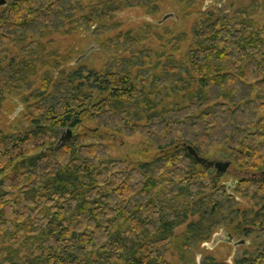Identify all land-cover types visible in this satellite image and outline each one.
I'll return each instance as SVG.
<instances>
[{
  "label": "trees",
  "instance_id": "16d2710c",
  "mask_svg": "<svg viewBox=\"0 0 264 264\" xmlns=\"http://www.w3.org/2000/svg\"><path fill=\"white\" fill-rule=\"evenodd\" d=\"M87 1L7 3L0 50L15 38L60 32L84 14ZM158 1L126 0L124 6ZM121 8L81 21L92 27ZM109 31L96 29L95 36ZM194 38L183 60L158 57L154 67L152 51L136 50L140 38L127 39L120 49L130 57L114 58L89 80V92L76 84L75 73L65 72L33 90L28 78L35 58L0 66V106L6 93H29L27 121L34 128L26 136L0 131V237L20 230L24 242L39 248L38 256L24 258L2 250L8 257L0 264H168L175 229L205 207L233 212L235 194L252 196L257 209L242 214L245 236H264V29L252 21L210 20ZM48 65L60 67L55 60ZM171 95L183 101L168 104ZM82 126L94 128L75 133ZM102 131L140 135L145 150L158 156L136 166L115 160ZM185 146L203 158L223 147L232 166L226 174L202 167ZM233 165L243 177L225 184ZM259 251L238 264H264V248Z\"/></svg>",
  "mask_w": 264,
  "mask_h": 264
},
{
  "label": "rangeland",
  "instance_id": "374dc122",
  "mask_svg": "<svg viewBox=\"0 0 264 264\" xmlns=\"http://www.w3.org/2000/svg\"><path fill=\"white\" fill-rule=\"evenodd\" d=\"M126 0H90L83 4L84 14L77 15L74 20L58 33L43 39L33 36L15 38L0 50V66L7 67L13 62L19 64L23 60L35 58L38 60L35 74L28 78L32 89L42 87L43 79L49 77L54 84L62 72L77 75V85H84V91L89 92L93 77L116 57L129 58L130 52L120 49L127 39L139 37L141 42L136 47L138 52L149 50L155 56L152 67L160 57L164 62L174 56L180 62L195 46L194 31L207 21L240 20L256 22L264 29V0H159L150 7L126 8ZM12 5L14 0H7ZM111 6L122 8L103 23H95L87 27L82 23L83 17H89L94 11H103ZM5 11L0 8V14ZM107 27L110 31L103 37L95 36L96 29ZM91 51L79 64L78 60ZM51 60L57 61L60 67L55 70L48 65ZM157 73L159 70L156 71ZM196 88V86H194ZM29 93L17 90L5 94V100L0 106V131L6 135L20 134L26 136L34 128L28 124ZM183 96L171 95L167 103H181ZM187 103V102H186ZM93 126H82L75 133L84 134ZM103 136L112 148V158L127 160L133 165L153 162L158 153L146 151L140 135L126 136L109 131H102ZM65 137V136H64ZM33 151L30 155L36 154ZM207 159L222 163L230 161L225 148H214ZM2 176L0 178H3ZM243 177L233 165L230 173L225 175L223 183L233 184L237 178ZM234 192V190H233ZM237 208L224 214L205 207L202 211L190 217L183 225L175 229L172 246L168 256V264H204L207 259H213L221 264H238L244 259H251L264 248V236L256 231L247 238L242 214L246 211H256L252 196L236 195ZM227 235L233 237V242H227ZM25 237L20 230L0 237V253L11 249L20 258L29 255H39L38 246L23 241ZM27 237V236H26ZM218 238V239H217ZM189 240V241H188ZM218 240V241H216ZM31 246L33 247L31 249ZM8 255L2 254L4 259Z\"/></svg>",
  "mask_w": 264,
  "mask_h": 264
},
{
  "label": "water",
  "instance_id": "95a60500",
  "mask_svg": "<svg viewBox=\"0 0 264 264\" xmlns=\"http://www.w3.org/2000/svg\"><path fill=\"white\" fill-rule=\"evenodd\" d=\"M7 5V0H0V8L1 7H4ZM93 50H96L95 48L91 49V50H88L87 51V54H85V56L81 57L77 64H79L83 59H85L87 57V55L93 51ZM69 136L72 135V132L69 131L68 132ZM186 149L189 151L190 155L193 156L196 160V162L198 164H200L202 167H205L207 169H214V170H217L223 174H226L228 172V170L231 168L232 166V162L231 161H228L226 163H222V162H218V161H214V160H209L207 158H203V157H200L197 152L192 148V147H187L185 146ZM264 174V173H263ZM218 239V238H217ZM227 242L229 243H232L233 242V238L230 236V235H227V238H226ZM218 241V240H216Z\"/></svg>",
  "mask_w": 264,
  "mask_h": 264
}]
</instances>
